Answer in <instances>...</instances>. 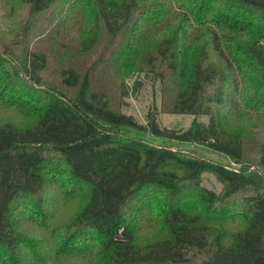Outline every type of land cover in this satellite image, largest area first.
Instances as JSON below:
<instances>
[{"label":"trees","instance_id":"1","mask_svg":"<svg viewBox=\"0 0 264 264\" xmlns=\"http://www.w3.org/2000/svg\"><path fill=\"white\" fill-rule=\"evenodd\" d=\"M1 3L57 15L0 36V264H264V0ZM142 74L163 85L145 122L123 110Z\"/></svg>","mask_w":264,"mask_h":264},{"label":"rangeland","instance_id":"2","mask_svg":"<svg viewBox=\"0 0 264 264\" xmlns=\"http://www.w3.org/2000/svg\"><path fill=\"white\" fill-rule=\"evenodd\" d=\"M25 10V11H24ZM5 8L4 5L0 4V36L8 40V44H14V42L24 41L25 39L34 42L37 35L44 31L46 22H43L45 18L48 17V21L51 20L50 16L57 15V13H47V15H36L35 18L29 19L27 16V10L24 8ZM64 10L61 11L63 15ZM49 14V15H48ZM55 19V17H54ZM55 21H58V19ZM6 36H4V35ZM30 36V37H29ZM31 38V39H30ZM30 42V43H31ZM138 80L139 85L137 91L134 93L132 91L134 82ZM129 95L125 98V104L123 110L125 113L133 114L141 122L146 121V114L149 110L154 109L155 106L160 107L161 94H162V82L155 80L151 75L142 74L137 77L129 78ZM18 116L14 111H8L5 113L1 119H14ZM194 118H198L203 121H208L209 117L207 115H194V114H175V113H165L159 112L157 114V121L161 126H166L174 129H186L190 126ZM122 132L133 137H147L152 141L157 143H163L166 145L181 144L187 149H196L203 157L213 160L218 163L231 164L232 160L229 156L215 151L214 149L200 144L191 143H179L172 140L162 139L159 137L150 136L149 134L125 126L122 128ZM234 167H238L237 164H231ZM203 184L207 187L216 190L217 192L221 190L222 184L216 178L213 173H205L203 178Z\"/></svg>","mask_w":264,"mask_h":264}]
</instances>
